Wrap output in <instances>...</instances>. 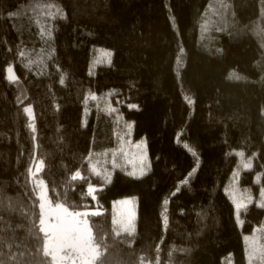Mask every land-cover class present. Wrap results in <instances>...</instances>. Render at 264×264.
Listing matches in <instances>:
<instances>
[{
  "label": "trees",
  "instance_id": "obj_1",
  "mask_svg": "<svg viewBox=\"0 0 264 264\" xmlns=\"http://www.w3.org/2000/svg\"><path fill=\"white\" fill-rule=\"evenodd\" d=\"M49 4L66 18L42 15ZM203 13L219 51L200 40ZM124 124L146 138L151 167L137 179L123 165L108 181L91 165L122 147ZM36 164L53 205L90 210L93 264H249L245 237L264 225V0H0V264H54ZM235 183L252 198L243 223ZM124 197L137 205L130 232L114 219ZM67 254L61 264H84Z\"/></svg>",
  "mask_w": 264,
  "mask_h": 264
},
{
  "label": "rangeland",
  "instance_id": "obj_2",
  "mask_svg": "<svg viewBox=\"0 0 264 264\" xmlns=\"http://www.w3.org/2000/svg\"><path fill=\"white\" fill-rule=\"evenodd\" d=\"M200 19V40L204 42L203 45L206 48H214L218 51L221 50V37L218 34H210L208 32L209 22L204 13L201 14ZM95 97L97 104L106 112H110L114 108L113 105L109 102L108 97L105 99V102L103 100L105 96H101L99 98L97 96ZM120 121L122 122L121 119ZM121 127L122 125L121 123H119V128ZM123 128L124 129H122L121 132L119 129H117L121 138L122 147L116 150L113 156L108 159L105 164L98 165L95 163L101 173L100 175H102L103 177L110 178L113 171L117 168H121L123 165L129 166V168L123 169L125 172L128 173L133 171L134 165L136 167L139 166L140 149L137 147V145H139L141 141H144L146 143L147 149L146 138L134 141L132 134L128 133L129 131L126 127V124L123 125ZM93 164L94 163H92V165ZM40 167L41 165L38 164L35 169H33L31 174L32 181H34L37 186V196L40 200V219L42 230L45 234V240L43 243L44 252L53 259L54 264H61L63 263V261H66V251H75L82 255L84 264H93L95 258L98 256V249L96 245H94L92 240V227L90 225L88 216L90 210L72 212L64 205H53L48 197L47 185L45 180L37 176ZM93 172L95 173L94 170ZM228 195L232 199L233 203L234 199L238 200L241 197L247 196L245 195L244 190L237 183H235V185H233L228 190ZM126 199L132 198H120L113 204V207L115 209L114 219L115 223L118 226V229H120L121 231L130 232L133 230L131 223L132 220L136 219V215L127 210ZM235 215L237 218L236 207ZM262 227H264V225ZM262 227L257 228L251 236L256 239L258 246L261 247H263L262 243L264 242V229H262ZM245 242L246 248H248L247 241L245 240ZM67 262L72 264L68 259Z\"/></svg>",
  "mask_w": 264,
  "mask_h": 264
},
{
  "label": "snow or ice",
  "instance_id": "obj_3",
  "mask_svg": "<svg viewBox=\"0 0 264 264\" xmlns=\"http://www.w3.org/2000/svg\"><path fill=\"white\" fill-rule=\"evenodd\" d=\"M48 11L41 13L42 15H46L49 19H55L57 16H59L61 19H65V14L63 13L62 9L49 4L46 6ZM52 9H55V11H53ZM10 17H17L19 16V13L17 12H11L9 13ZM39 23V21H38ZM41 36L42 38L44 36H47V38L50 40L52 37V33L50 29H44L41 28ZM54 49H52V51L48 54L47 58L51 59L52 58V54L54 53ZM21 55H23V53H21ZM113 53L110 51H107L104 53V56L107 58V62L110 64L111 63V57H112ZM33 63H36V61H33L31 59L28 60V63L25 64L26 68H30L31 65ZM39 63L43 64V60L39 61ZM7 79L10 83H17L18 82V77L15 75L14 69L12 66H9L7 68ZM64 77L62 76L60 79V84L63 85L64 84ZM92 99H95L96 97L94 95L91 96ZM19 99V98H18ZM130 108L132 109H137L138 110V105L136 104H131L129 105ZM24 113L27 115V117L29 118V124L28 127H30L33 131H35V124L33 123L35 121V116L33 114V108L32 106H27L24 107L23 109ZM87 111V110H86ZM113 111H115V109H113ZM85 124L87 123L86 121L84 122ZM126 127L128 128L129 132L131 131V124L126 125ZM137 147L140 149V156H139V166L136 167L134 165V170L131 172H128L127 174L131 177H135L137 179H139L140 177L144 176L147 174V172L150 170V164L148 163V159H147V149H146V143L144 141H141L139 145H137ZM185 147H187V145H185ZM191 151V149H189ZM192 154L195 156L196 153L192 152ZM89 159H91V157H89ZM93 170L95 171V173L99 176L101 173L97 168V165L94 163L92 165ZM244 168L250 169L251 168V164H244ZM106 179H108V181L110 180V178L105 177ZM261 195L264 196V192H261ZM251 196H245V197H241L240 199L236 200L234 199V203H235V207H236V212H237V222L238 223H243L240 219H239V213L242 209H246L247 208V204L251 203ZM127 200V210L129 212L134 213L137 216L136 213V200L135 198L133 199H126ZM167 201H165V205H167ZM260 207H264V203L259 205ZM168 223V219H167V215L166 213L164 214V224L167 225ZM245 240L247 241L248 244V248H247V252H248V261L249 264H253L254 261L258 260L259 264H264V247L258 246L257 241L255 238L253 237H245Z\"/></svg>",
  "mask_w": 264,
  "mask_h": 264
},
{
  "label": "built area",
  "instance_id": "obj_4",
  "mask_svg": "<svg viewBox=\"0 0 264 264\" xmlns=\"http://www.w3.org/2000/svg\"><path fill=\"white\" fill-rule=\"evenodd\" d=\"M67 255H68L67 257H71V258H72V256H69V254H67ZM79 260H80V258H79V256H78V259L75 261L76 264H81V263L79 262Z\"/></svg>",
  "mask_w": 264,
  "mask_h": 264
}]
</instances>
